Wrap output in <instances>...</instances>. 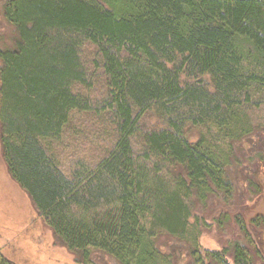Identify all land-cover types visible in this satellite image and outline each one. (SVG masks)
I'll return each instance as SVG.
<instances>
[{"label": "trees", "instance_id": "1", "mask_svg": "<svg viewBox=\"0 0 264 264\" xmlns=\"http://www.w3.org/2000/svg\"><path fill=\"white\" fill-rule=\"evenodd\" d=\"M0 19L1 156L75 262L264 264L244 204L262 192L264 0H3Z\"/></svg>", "mask_w": 264, "mask_h": 264}, {"label": "rangeland", "instance_id": "2", "mask_svg": "<svg viewBox=\"0 0 264 264\" xmlns=\"http://www.w3.org/2000/svg\"><path fill=\"white\" fill-rule=\"evenodd\" d=\"M3 0H0V7ZM0 36L11 35L10 29L0 19ZM255 178L262 185V192L254 199L244 202L246 216L264 215V165H257ZM252 173V172H251ZM260 237L264 245V233ZM235 228L227 226L224 231L213 226L200 237L204 248L213 249L230 239ZM0 247L16 264H79L65 247L52 236L51 230L41 221L26 194L9 176L0 150ZM264 253V247H262ZM104 264H115L106 258Z\"/></svg>", "mask_w": 264, "mask_h": 264}]
</instances>
